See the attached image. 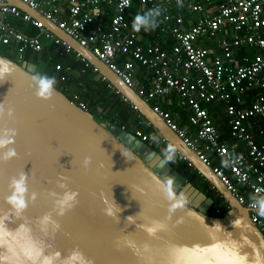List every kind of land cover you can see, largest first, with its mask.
<instances>
[{"label":"water","instance_id":"1","mask_svg":"<svg viewBox=\"0 0 264 264\" xmlns=\"http://www.w3.org/2000/svg\"><path fill=\"white\" fill-rule=\"evenodd\" d=\"M5 2L79 52L216 189L228 209L222 216L210 214L213 199L172 164L160 168L157 150L115 123L102 124L56 87L47 101L35 97L28 76L36 65L0 55V65L8 68L0 77V103L14 110L13 119L0 117V129L17 133L11 145L16 157L0 160V263L45 264L52 257L53 264H264V234L248 209L152 106L37 10L20 0ZM118 144L135 160L122 156ZM86 156L87 170L81 167ZM22 172L27 207L14 215L6 199L8 184ZM165 175L175 178V191L187 201L172 214L158 191V179ZM65 191L78 195L71 209L58 214L55 201ZM46 215L49 220L42 223ZM154 221L162 227L150 233Z\"/></svg>","mask_w":264,"mask_h":264},{"label":"built area","instance_id":"2","mask_svg":"<svg viewBox=\"0 0 264 264\" xmlns=\"http://www.w3.org/2000/svg\"><path fill=\"white\" fill-rule=\"evenodd\" d=\"M20 1L89 49L127 85L132 87L133 64L125 60L118 65L115 61L119 55H127L149 68L152 88L148 92L136 90L145 101L175 91L179 97L178 104L190 110L188 120L195 127L194 135L189 136L186 130L179 128L168 111L157 106H152L153 110L203 162L212 165L213 172L248 209L250 220L264 234V216L258 214L252 200L253 196L264 195L260 191L264 190V141H255L251 131L252 119L264 117V0H66L67 19L60 18V0ZM157 5L162 8L159 19L163 22L164 31L176 40L169 52L156 44L141 45L137 41L138 33L131 27L136 13ZM209 5H213L212 12L208 11ZM174 6H185L188 12L199 13L188 29H182L180 15H173ZM6 15L21 16L43 30L45 37L64 45L66 51L71 50L51 31L43 29L41 21L0 0V43H17L16 52L20 59L24 51H38L42 44L38 37L12 27L5 20ZM227 26L234 33L243 35L217 38L216 46L221 53L210 60V51L196 46V40L200 37L214 39L219 31L225 32ZM244 46L257 51L252 55L243 54L236 61L235 52ZM76 56L89 66L78 53ZM60 67L55 65L56 69ZM92 70L97 71L94 67ZM64 78V75L60 77L61 80ZM115 91L123 101H128ZM252 91L257 93L250 98ZM215 99L225 104L230 137L245 143V147L237 148L221 138L200 104ZM78 105L85 109L83 103ZM130 106L136 109L131 103ZM133 134L142 141L147 140L139 130ZM213 158L217 160L214 165Z\"/></svg>","mask_w":264,"mask_h":264},{"label":"crops","instance_id":"3","mask_svg":"<svg viewBox=\"0 0 264 264\" xmlns=\"http://www.w3.org/2000/svg\"><path fill=\"white\" fill-rule=\"evenodd\" d=\"M134 5H136V3ZM211 6L213 5L208 6L209 12L213 11ZM59 7L62 9L60 18L67 19V1L60 0ZM174 7L175 8L172 9L173 15H180L183 19L182 29H188V27L193 23V21L197 17V14L199 13L188 12L185 6ZM5 17V20L16 30L29 36L38 37L40 39L42 44V48L40 50L33 51L27 49L28 51L25 53L28 57L26 61L35 62L36 71L44 72L46 71V69L49 70L51 66L53 68V63H57L61 65L64 70L65 68H67L66 72L67 74H70L72 78H77L79 75H81V67L83 66V61H81L76 56L75 51H66L64 45L55 43L54 41H52V39L45 37L43 30H40L30 22L25 21L21 16L16 17L6 15ZM107 21L108 17H106L105 19V25L107 24ZM159 21V27H157L155 30L149 32L141 30L138 33L137 41L141 45L156 44L162 49H165L167 52H169L171 46L176 43V40L173 35L164 31L163 22L160 19ZM43 29L46 30L44 26ZM234 34L243 35V33H234L233 29L230 26H227L226 31H219L214 39L200 37L196 40L195 45L208 49L210 51L209 58L211 60L212 56L221 53L219 48H217L216 46V39L223 36L231 37ZM10 43L12 44L14 50L4 49V51L15 56L19 61H17L18 63L24 61L23 57L25 54L22 55L21 59L17 55V43H15L14 41ZM243 48H246L245 50L251 49L248 46H244ZM254 50L257 51V49ZM241 53L239 52V50L235 52L234 57L236 61H238V58L240 59L243 55V52ZM47 60H50L51 62H48ZM125 60H129L133 64V68L131 71L132 87L135 90H143L144 92H148L152 88V72L150 71V69L133 61L127 55H119L115 62L120 65ZM87 69H89V76H91V79L94 83H97L99 81L101 82L99 78L100 74L97 71H93L89 67ZM195 76L196 74H194L193 77ZM93 86H95V84H93ZM100 86L102 88L104 87V89L98 94V102L93 106V115H95L99 120L104 121L106 124L115 123L120 127L123 126V129L131 133H133L135 130L141 131L147 136V140L143 142L151 148L156 149L162 155V151L168 146V143L163 140L157 129H155L150 123H148L147 119L137 109H133L130 106L129 101H123L120 98V95L116 93L114 87L112 88L110 86H107L108 88H106L101 83ZM256 93L257 91H252L250 94V98H252ZM178 99L179 97L177 93L175 91H171L168 95L156 96L152 99H149L147 102L151 106H157L163 111H168L179 128L186 130L189 136L194 135L195 127L192 126L188 120L190 110L187 106H180L178 104ZM203 103L208 104L209 102H200L201 106L203 105ZM210 104L212 105V108L209 109V107L207 106V108L205 107V109L214 127L220 132L221 138L226 139L230 145H233L237 148L245 147V143L237 141L229 135L224 102L220 101L219 99H215V101L211 102ZM263 122L264 117H255L252 119L251 131L253 139L255 141H264V128L260 126V124H262ZM176 159L179 161L182 160L178 156L176 157L175 153L174 164H176ZM213 162L216 163L217 160L213 158Z\"/></svg>","mask_w":264,"mask_h":264},{"label":"clouds","instance_id":"4","mask_svg":"<svg viewBox=\"0 0 264 264\" xmlns=\"http://www.w3.org/2000/svg\"><path fill=\"white\" fill-rule=\"evenodd\" d=\"M162 15L161 6L157 5L152 8L146 9L143 12L136 13L132 18L131 27L133 31L139 33L141 30L145 32L153 31L159 27V17ZM8 71L7 65H0V77ZM29 87L31 88L33 95L38 99L49 100L53 96L57 80L55 76H49L46 73L36 71L28 76ZM53 107V105H49ZM7 116L9 119L14 118V110L12 107H5L3 103H0V117ZM16 130L14 128L5 127L0 129V160L9 161L16 157V150L11 147L15 142ZM121 155L127 157L129 160H135L128 151H125L121 144H118ZM176 149L172 144L162 151V160L159 163V167L163 168L166 164L175 162ZM91 163L89 157H84L81 162V167L87 170ZM61 179H64L61 177ZM27 176L22 172L18 174V177H13L8 184L10 195H8L7 204L10 206V211L14 215H20L27 204L25 195L27 193L26 185ZM175 178L165 175L163 179H158V191L161 193L163 198L168 201L169 206L167 211L169 214L174 213L178 208L183 207L187 202L186 197L183 193L179 195L174 189ZM60 187H65L61 184ZM264 192V190H260ZM78 193L75 191H65L63 196L55 201L58 207V214H63L66 209H71L76 201ZM33 199L35 194H33ZM254 207L257 209L258 214L264 216V195L253 196ZM128 217L127 219L129 220ZM49 217L46 215L43 217L42 223H47ZM3 218H0V225H2ZM119 222V220L117 219ZM58 227V225H56ZM162 227V222L154 221L153 227H150L148 231L151 233L155 228ZM75 258H79V254H75ZM45 264H53L52 257L45 258Z\"/></svg>","mask_w":264,"mask_h":264},{"label":"trees","instance_id":"5","mask_svg":"<svg viewBox=\"0 0 264 264\" xmlns=\"http://www.w3.org/2000/svg\"><path fill=\"white\" fill-rule=\"evenodd\" d=\"M4 49L14 50L11 43L8 44L0 43V55L6 56L16 62L18 61L15 56L5 52ZM245 49L242 47L239 49V52L240 53L243 52V54H248V55H252L256 52V50H254L253 48L247 50ZM27 51L28 50L24 51L23 55ZM27 58H28L27 54H25L23 60H26ZM238 60L240 59L238 58ZM47 61L51 62L50 60ZM32 63L35 64V62ZM56 64L57 63H53V68L51 66L52 70L51 68L49 70L46 69V71L41 73H46L49 76H55L57 80V84H56L57 89L62 91L67 97L73 100L76 104L83 103L85 109L93 113V106L98 102V94L104 89V87L102 88L100 86V83L106 88H108L107 86L111 87L110 83L106 79H104L101 75L99 76L101 82L99 81L97 83L96 82L94 83L93 80L91 79V76H89L88 73L89 69L87 68L89 66H85L84 62H83V66L81 67L82 68L81 75H79L77 78H72L70 74H67V72L64 70L63 67L56 69L55 68ZM62 75H64L65 77L64 80L60 79ZM93 84H95V86H93ZM214 101L212 100L211 102ZM211 102H209L208 104L203 103L202 107L207 108L208 106L209 109H211L212 108L211 107L212 105L210 104ZM100 122L102 124H106L104 121L100 120ZM260 126L264 128V122L260 124ZM177 156L179 157V154L176 152V157ZM172 164L173 167L179 173H181L186 178L187 181H190L195 187H197L199 190L203 191L205 194H207L213 199V203L209 209L210 214L222 216L227 212L228 206L227 203L222 198V196L214 188H211V184L203 176H201L188 162L182 159L181 161L177 160L176 164L174 163Z\"/></svg>","mask_w":264,"mask_h":264},{"label":"bare ground","instance_id":"6","mask_svg":"<svg viewBox=\"0 0 264 264\" xmlns=\"http://www.w3.org/2000/svg\"><path fill=\"white\" fill-rule=\"evenodd\" d=\"M54 34V33H53ZM55 35V34H54ZM68 35V34H67ZM56 36V35H55ZM57 37V36H56ZM59 38V37H58ZM60 39V38H59ZM62 40V39H61ZM63 41V40H62ZM65 42V41H64ZM66 43V42H65ZM61 44V43H60ZM67 44V43H66ZM68 45V44H67ZM70 48H71V50L72 51H75L76 53H78L79 55H80V53L79 52H77L76 50H74L71 46H70ZM81 56V55H80ZM81 57H83V56H81ZM84 58V57H83ZM87 61V60H86ZM88 62V61H87ZM89 63V62H88ZM89 67L92 69L93 68V66L89 63ZM209 116V115H208ZM174 131V130H173ZM175 132V131H174ZM165 141V140H164ZM168 143V142H167ZM169 144V143H168ZM178 153V152H177ZM179 154V153H178ZM179 158L180 159H183V160H185L180 154H179ZM186 161V160H185ZM187 162V161H186ZM215 163L213 162V165H214ZM211 168H212V165H209ZM213 171V170H212ZM218 177V176H217ZM219 178V177H218ZM223 184V183H222ZM211 188H214L212 185H211ZM215 189V188H214ZM216 190V189H215Z\"/></svg>","mask_w":264,"mask_h":264},{"label":"rangeland","instance_id":"7","mask_svg":"<svg viewBox=\"0 0 264 264\" xmlns=\"http://www.w3.org/2000/svg\"><path fill=\"white\" fill-rule=\"evenodd\" d=\"M112 87V86H111ZM98 121H100L97 117H95Z\"/></svg>","mask_w":264,"mask_h":264}]
</instances>
